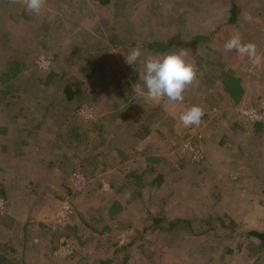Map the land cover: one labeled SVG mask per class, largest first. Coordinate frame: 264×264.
Listing matches in <instances>:
<instances>
[{"label":"rangeland","instance_id":"374dc122","mask_svg":"<svg viewBox=\"0 0 264 264\" xmlns=\"http://www.w3.org/2000/svg\"><path fill=\"white\" fill-rule=\"evenodd\" d=\"M126 1L130 18L118 15L117 5L125 10L118 0H46L38 15L0 0V135L10 127L22 142L0 155L7 200L0 264H264V248L250 235L264 231V0ZM233 4L240 8L235 25ZM237 33L255 43L254 57L224 50ZM152 41L169 48L145 50ZM137 47L142 55L128 65L125 55ZM180 49L198 68L182 102L133 91L147 56ZM68 67L95 69L88 86L101 99L86 85L84 99L63 114L56 96L62 98ZM119 99L127 110L117 114ZM84 104L96 110L92 119L77 114ZM194 104L206 117L185 128L179 116ZM61 128L73 150L51 145ZM72 128L90 132L82 145L71 139ZM195 134L200 161L183 149ZM36 140L33 149L25 145ZM73 169L89 179L83 191L68 184ZM51 184L60 187L47 194ZM67 196L74 215L47 238ZM62 235L75 247L71 257L51 255ZM115 246L125 249L112 254ZM107 256L112 262L103 261Z\"/></svg>","mask_w":264,"mask_h":264},{"label":"clouds","instance_id":"9594fccd","mask_svg":"<svg viewBox=\"0 0 264 264\" xmlns=\"http://www.w3.org/2000/svg\"><path fill=\"white\" fill-rule=\"evenodd\" d=\"M26 7L30 14H39L45 6L46 0H15ZM226 52L235 51L239 55L255 56L256 45L254 42H243L237 33L232 35L224 44ZM142 53L140 48H132L125 55L128 65H136ZM198 68L193 62L186 59L185 49L178 52H168L163 55H149L143 62V71L139 73L141 84L132 85L133 91L141 97L153 101L167 98L170 101L184 100V93L197 76ZM204 110L200 105L194 104L188 107L180 116L179 121L185 127L199 126L204 116Z\"/></svg>","mask_w":264,"mask_h":264},{"label":"trees","instance_id":"16d2710c","mask_svg":"<svg viewBox=\"0 0 264 264\" xmlns=\"http://www.w3.org/2000/svg\"><path fill=\"white\" fill-rule=\"evenodd\" d=\"M101 1H102V3L111 2V0H101ZM118 1L121 2V3L123 1V5H124V8H125L124 12L119 13V11L121 9H123V8H122V5H120V7H119V5H117L118 15L124 16V18H130L132 16V12H131V10L129 11V9H128L127 1L126 2H125V0H118ZM133 1H134V5H135V0H133ZM239 13H240L239 6L237 4H233L232 7H231V10H230V17H229V21H230L231 24L235 25L238 22ZM160 48L162 50H167L169 48V46H168V44L163 43L161 41H152V42H149V44L147 45V47L145 48V50L151 49V51H152V50H156V49H160ZM70 62L72 64L74 63L73 60H70ZM88 70H89V68H86V67L84 69L83 68L82 69H79V67H78V69L75 72H71V69L69 67L67 69H63L62 73H66L67 74L70 71V74L68 73L69 81L68 82H65V85L63 87L62 98L59 99L58 96H56V100H59L58 104H60L64 108V113L63 114H69L68 111L69 110L71 111L73 109V107L71 105L76 100H78V99L83 100L84 99L83 93L85 92V89L84 88H85L86 85H87L86 86L87 88L93 89L96 92L95 94H96V97L98 99H101V96H100V93H99L98 89L96 87H93V86L92 87L88 86L92 82V80L96 81L95 80L96 79V77H95V71H94L95 69H93L91 71H88ZM56 73H59V72H56ZM56 73H54V75L56 77H58ZM84 79L86 80V83H85ZM138 79H139V74L133 75L132 80L134 82H136ZM23 81H24V78L19 76V82H22L23 83ZM19 82H18V84H19ZM128 85L130 86V84H128ZM9 86H10V84H9ZM9 86L6 87V90L9 88ZM125 90L126 89H124V91ZM5 94H6V92H5ZM97 94H99V95H97ZM122 95H124L123 92H122ZM119 101H120V103H119V105H117L116 110H115L117 114H118V112H123V111L127 110L126 106L125 105L123 106V102L120 99H119ZM205 117H206V113L202 117V120ZM110 118H111V120H113L115 118V116H113V117L110 116ZM63 123H65V120L60 119V125H63ZM82 125H84V124H82ZM72 127H75V126H72ZM93 128L95 130V127H93ZM194 128H195V126H194ZM95 132H96V130H95ZM89 134H90V132H87L85 134L84 132H80L77 128L76 129L75 128H72L71 129V132L69 133V135L71 136V139L72 140H74V139L78 140L79 145L80 144L81 145L83 144V142L81 140H83L86 137H88ZM64 136H65L64 130L62 128L59 129V131L57 132L56 139L55 140H52V144L51 145L57 146V144L61 143V145L64 148L65 147L64 144H68L67 147L69 146L68 148H70V149L73 150L71 143H68V142L64 143L63 142V140H65V137ZM192 137H194V139H195V135H193ZM142 141L140 142V144L142 143ZM38 142H39L38 140L35 141L36 144H38ZM140 144L138 146V149H140ZM49 149H50V152H52V151L55 150L52 147H50ZM90 152L92 153V151H90ZM110 152H112V150H106V151L104 150V151H101V153H104V154H107L108 155L107 156L108 159L113 158L112 157V154H110ZM80 155L81 154H79L77 151H75L74 154H73V151H72V154H71L74 162H76V163L79 162V164L81 166H83L85 164V162H83L82 160H79V159H81L79 157ZM83 155H86L88 157L86 159H90V155L91 154L89 152L88 153L87 152H84ZM52 159H54V161H55V158H52ZM105 163L106 162H104V164ZM5 192H6V190H5ZM3 193H4V188H3ZM250 235H252L253 237L259 239L260 246L262 248H264V231L253 230V231L250 232ZM1 245L2 244L0 243V246Z\"/></svg>","mask_w":264,"mask_h":264},{"label":"built area","instance_id":"2783aa9c","mask_svg":"<svg viewBox=\"0 0 264 264\" xmlns=\"http://www.w3.org/2000/svg\"><path fill=\"white\" fill-rule=\"evenodd\" d=\"M205 113V112H204ZM96 114V110L93 106L84 104L78 109V115L84 117L86 120L92 119ZM201 136L195 134V138L201 140ZM194 137H191L183 145L184 150H190L193 153V159L200 161L203 156L200 152L195 151V143L193 142ZM89 184V179L83 171L80 169H73L70 173V187L72 190L80 192L83 191ZM105 188H108L110 184L105 182L103 184ZM7 209V200L3 193L2 184L0 182V213H3ZM74 205L70 199V196L62 200L61 205L57 213L52 218L50 233L53 234L56 228L67 224L72 215H74ZM57 245L51 252L52 256L68 258L74 255L75 247L67 235H62L58 238Z\"/></svg>","mask_w":264,"mask_h":264},{"label":"crops","instance_id":"0c3cea01","mask_svg":"<svg viewBox=\"0 0 264 264\" xmlns=\"http://www.w3.org/2000/svg\"><path fill=\"white\" fill-rule=\"evenodd\" d=\"M12 124H15V121H12L11 122ZM8 129V128H7ZM11 131H12V128H10L9 127V129L8 130H6V132L3 134V135H0V136H3V137H0V144H1V141H2V144L0 145V155L2 156L4 153H5V155L6 156H9L10 155V151L11 152H14L13 150L14 149H20L21 147H22V142H20L19 141V136H17V134H11ZM17 131V130H16ZM18 132V131H17ZM22 140V139H21ZM19 142H20V144H19ZM24 143V142H23ZM35 143V142H34ZM27 144V146L30 148V149H33L36 145L35 144H33L32 143V141H30V142H26L25 143V145ZM1 166V165H0ZM2 168L0 169V177H1V172L5 169V166H1ZM3 169V170H2ZM68 184H70V181H69V179H68ZM50 187L51 188H48L47 190H48V192H47V194H50L49 193V190H51V189H57V188H59L60 186H58V185H54V184H51L50 185ZM46 202V201H45ZM62 202V201H61ZM47 203V202H46ZM45 203V204H46ZM60 205H61V203H60ZM60 205H59V207H60ZM47 207H49L50 208V205L47 203ZM45 216L46 215H44L42 218H41V220H43V221H45L46 219H45ZM45 219V220H44ZM50 227H51V223L49 222V224H48V227H47V233L45 232V236H47V238L49 237V236H51V234L49 235V232H50ZM49 229V230H48ZM95 231H97V230H95ZM39 232V231H38ZM49 235V236H48ZM45 236H41L44 240H45ZM4 241V240H3ZM123 249H125V247L124 246H121V248H119V249H117V246H115V248L112 250V254L113 253H118L120 250H123ZM51 251V250H50ZM52 258H54V257H52ZM107 259H105V260H103L105 263H110V262H112V259H113V257L112 256H107L106 257ZM54 259H58V258H54ZM60 260V259H59ZM65 261V260H64Z\"/></svg>","mask_w":264,"mask_h":264}]
</instances>
